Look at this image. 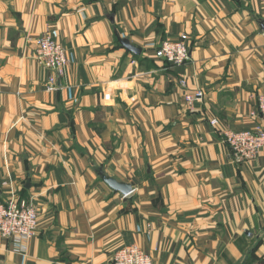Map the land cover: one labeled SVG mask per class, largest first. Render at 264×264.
Masks as SVG:
<instances>
[{"label":"crops","instance_id":"1","mask_svg":"<svg viewBox=\"0 0 264 264\" xmlns=\"http://www.w3.org/2000/svg\"><path fill=\"white\" fill-rule=\"evenodd\" d=\"M44 33L69 61L53 91ZM182 35V66L156 58ZM262 93L264 0H0V201L8 182L38 212L24 253L0 236V264H112L131 245L153 264H264V149L237 162L210 125L251 130Z\"/></svg>","mask_w":264,"mask_h":264},{"label":"built area","instance_id":"2","mask_svg":"<svg viewBox=\"0 0 264 264\" xmlns=\"http://www.w3.org/2000/svg\"><path fill=\"white\" fill-rule=\"evenodd\" d=\"M35 59L39 65L48 69L53 77L49 80L48 91L55 89V75L61 76L68 66V59L64 48L48 33L41 34L34 40ZM188 37L182 35L176 42H163L156 50V58L165 61L173 67H180L188 60ZM185 88V82H180ZM185 101L192 104L203 98V92L197 90L185 94ZM257 115L260 123L251 130L228 131L219 127L217 120L210 125L221 135L224 143L229 147L231 157L237 162L255 159L264 149V93L257 96ZM7 198L0 201V236L10 240L17 252L24 253L26 243L36 236L38 227V212L31 199H21L8 182ZM112 264H153L149 255L137 246L131 245L117 250L113 256Z\"/></svg>","mask_w":264,"mask_h":264},{"label":"water","instance_id":"3","mask_svg":"<svg viewBox=\"0 0 264 264\" xmlns=\"http://www.w3.org/2000/svg\"><path fill=\"white\" fill-rule=\"evenodd\" d=\"M119 44L123 49H125L127 52H130L132 54L138 55L140 53V50L131 46L127 40H118ZM99 176L101 180L113 191L119 192L121 195L126 196L131 192V186L124 184L122 182H118L113 178H109L105 176L102 172L99 173Z\"/></svg>","mask_w":264,"mask_h":264}]
</instances>
